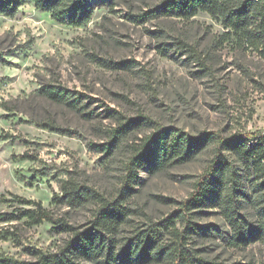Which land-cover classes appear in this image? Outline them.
<instances>
[{
  "label": "rangeland",
  "instance_id": "1",
  "mask_svg": "<svg viewBox=\"0 0 264 264\" xmlns=\"http://www.w3.org/2000/svg\"><path fill=\"white\" fill-rule=\"evenodd\" d=\"M159 2L88 0L91 17L79 26L58 23L32 3L21 5L13 16L0 14V195L38 200L56 217L86 223L92 203L70 206L52 197L61 194L60 179L69 175L104 191L118 184L126 148L106 161L94 146L106 141L109 129L117 125L111 108L142 116L143 124L128 136V143L155 125H174L194 135L264 131V57L234 36L222 42L226 29L204 11L189 18L138 16ZM173 37L194 45L206 57L205 64L188 60L181 49L160 50ZM44 83L80 92L86 109L80 112L45 98L38 92ZM48 118L70 132L38 124ZM24 153L28 156L22 157ZM210 156L206 150L157 173L139 169L141 185L131 207L154 220L166 216L175 203L155 195L186 198ZM20 207L24 205L0 202V214L16 215ZM133 218L144 220L140 213ZM194 221L209 229L190 239L201 255L226 263L264 264V241L231 245L230 228L217 208H202ZM0 230L14 232L0 237V253L23 261L34 260L27 247L54 251L69 237L48 221L0 220Z\"/></svg>",
  "mask_w": 264,
  "mask_h": 264
},
{
  "label": "trees",
  "instance_id": "2",
  "mask_svg": "<svg viewBox=\"0 0 264 264\" xmlns=\"http://www.w3.org/2000/svg\"><path fill=\"white\" fill-rule=\"evenodd\" d=\"M25 3H32L37 9L48 12L54 21L70 26L85 23L92 14L88 0H0V14L13 16ZM199 11L220 19L226 29L222 42L234 36L239 44L252 46L264 57V0H160L138 16L143 19L157 16L189 18ZM173 39L162 42L160 50L181 49L188 52V60L205 64L206 57L201 56L194 45L182 38ZM38 92L77 111L86 109L87 104L81 102V93L61 84L44 83ZM90 113L84 114L89 116ZM109 113L114 114L117 125L109 129L106 141L94 146L103 153L106 161L121 148H126L118 184L112 191H104L72 175L60 179L61 194L55 193L53 202H65L70 206L94 205L91 217L84 224H72L64 217L54 216L38 200L16 194L11 197L0 195V202L24 205L16 215L0 214V220L18 218L28 224L48 221L53 229L69 233L54 251L27 247L34 260L23 261L0 253V264H247L207 258L198 248L190 246V239L208 234L207 226L194 218L202 213V208L211 207L219 210L229 226L231 245L247 246L258 240L264 241V131L258 129L229 135L201 131L194 135L174 125H155L137 142L128 143V136L143 124L142 116L129 117L112 108ZM38 124L70 132L52 118ZM206 150L211 151V156L196 175L186 198L175 200L155 195L156 199L175 203L176 207L166 216L154 220L131 207V199L141 185L139 169L145 168L151 173L168 170L195 159ZM25 156L28 153L22 155ZM139 213L144 219L141 223L133 218ZM13 234L9 230H0L1 238Z\"/></svg>",
  "mask_w": 264,
  "mask_h": 264
}]
</instances>
